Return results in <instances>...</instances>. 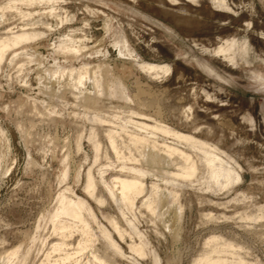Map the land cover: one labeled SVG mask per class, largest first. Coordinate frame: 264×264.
Wrapping results in <instances>:
<instances>
[{
  "label": "rangeland",
  "instance_id": "374dc122",
  "mask_svg": "<svg viewBox=\"0 0 264 264\" xmlns=\"http://www.w3.org/2000/svg\"><path fill=\"white\" fill-rule=\"evenodd\" d=\"M45 1L0 0V42L21 31L40 35L6 51L0 64V264L17 247L21 259L12 264H21L27 251L25 264L39 263L54 238L41 218L66 188L93 213L95 221L84 215L98 237L96 247L106 245L102 227L125 254L109 257L115 264H154L152 253L157 264H194L210 251L206 242L212 236L233 246L219 257L230 260L234 251L235 259L264 264V0ZM72 43L84 47L79 54L58 52ZM226 43L235 47L223 58L216 51ZM140 63L169 71L155 76L139 69ZM82 65L107 69L128 100L108 96L107 79L97 94L92 80L74 90L72 79L57 75ZM131 122L208 144L240 177L219 192L201 191L197 163L191 182L166 187L179 195L175 203L164 191L157 215L135 210L136 226L148 242L143 258L129 252L130 239L121 241L108 222L113 218L127 228L119 205L102 188L93 197L83 190L87 172L98 183L99 169L109 164L105 180L131 176L120 171L103 130L118 131L125 141L121 153L138 160L129 165L158 168L143 157L150 151L126 148V136L135 132ZM153 182L144 178L146 188Z\"/></svg>",
  "mask_w": 264,
  "mask_h": 264
},
{
  "label": "bare ground",
  "instance_id": "6f19581e",
  "mask_svg": "<svg viewBox=\"0 0 264 264\" xmlns=\"http://www.w3.org/2000/svg\"><path fill=\"white\" fill-rule=\"evenodd\" d=\"M18 1L27 4L33 1L39 4L46 2L45 0ZM38 36L40 35L34 32L25 33L21 31V33L14 34L5 41L0 42V64L4 59L6 51L12 50L23 43L31 42ZM226 45V47L220 46L217 48L216 54H221L223 58L227 55L229 56V54L233 55L234 44L226 43ZM83 48L72 43L71 45L65 44L63 47L58 46L57 50L62 54L77 55ZM13 56H16V54L13 53ZM138 66L142 71L144 70L155 76L160 71H164L165 73L169 71L165 66L150 63H140ZM106 70L107 69H103L101 65H97L92 69H90L88 65H82L77 68H65L62 71H58V74L57 71L55 72L57 75H60L61 78L67 76L68 79H72L75 89L74 87L71 88L74 90L79 86L81 89L83 85L85 86L86 81L92 80L94 91L99 94L98 92L104 88L102 81L107 79L109 80L106 85L109 92L107 93L108 96H118L119 98L125 96L126 92L124 86L118 79L108 77V71ZM114 81L115 85H117L115 86L116 89H114L116 90L115 92L113 90ZM70 84L71 83H67V86L70 87ZM74 97H77V95ZM124 99H127L126 96ZM95 118L94 120L98 122H102L103 120L102 116L96 115ZM131 124L135 132L126 136L128 140L126 141V148L129 149L133 147L137 152H141L143 149L150 151L149 154H143V157L150 165L157 164L158 168L148 171L135 165H129L128 163H136L138 160L133 158L131 154L126 158L121 153L120 147H123L125 141L123 139L120 140L121 138L118 131L103 130L104 137L108 141L116 162L120 163V171L130 173L131 176L114 175L113 178L105 180L103 177L105 173L104 169L113 168L112 164H109L103 169H99L98 174L100 176V182L98 183L94 181L91 172L88 171L83 190L88 196L93 197L95 191L102 188L108 198L116 205H119V212L127 228L121 227L118 221L113 218L108 222L112 226V229H114V232L118 234L121 241L124 240L125 236L130 239V244L128 245L129 252L143 258L146 257L148 242H146L145 237L136 226L135 210L138 214H141L140 210H145L151 216L157 215V210L162 198L161 193L164 191L170 197L171 203H175L179 195L175 190H169L170 188L167 189L166 187L178 186L179 182H191L189 179H191L198 170L197 163L202 167V175L200 179L195 180V182L196 184L198 183L197 185L201 191H209L211 193L219 192L238 182L240 177L229 159L223 158L220 152L215 151L208 144L198 141L190 135L182 134L166 127H149L132 122ZM121 131L124 132V126H121ZM94 135L95 133L90 135L89 138L92 139ZM157 139L163 141L161 145H158ZM168 140H171L170 143H167ZM182 148H187V150L192 153H188L182 150ZM153 151H156L158 154L152 153ZM163 165L168 168L173 167L174 172L160 168ZM66 176L67 172L64 171L62 177L65 178ZM145 177L155 179V182L151 183L149 188H146L144 183ZM162 184L164 187H162ZM103 190L101 191L103 192ZM138 200H140L139 206L137 205ZM99 204H104V202L99 200ZM127 213L131 214L132 218L126 217L125 214ZM84 214H88L90 218L95 221L94 215L87 207L86 203L73 195L68 188L64 189L57 196L54 209L50 214L41 218V222L44 223L45 228L50 230V235L54 238L53 241L48 243V248L45 250V254H43L44 256L41 260L38 261V264H115L109 261V257L117 256L122 259L125 258V254L122 252L119 245L113 241L111 235L102 227H99L98 230L101 235L100 237L103 238L106 245H104L105 247L104 249L102 248L101 251L96 247L98 237L93 233L92 227ZM41 228L42 225L40 226L37 223L36 230H40ZM31 240L30 242L32 243L34 238ZM206 247H208L210 251L196 259L194 264H249L242 258L238 257L235 259L234 251H232L233 255L230 260L219 257L220 254L227 252L229 249H233L232 245L221 242L219 237H210L206 242ZM27 249L29 250V248ZM19 251L17 247L16 249L6 252V256H4L6 264L19 261V257L21 259ZM29 252L30 251H27L26 254H23L24 256L22 257L21 264L27 262ZM152 255L153 261L155 262L154 264H157L159 261L157 258L158 256L154 253H152Z\"/></svg>",
  "mask_w": 264,
  "mask_h": 264
}]
</instances>
